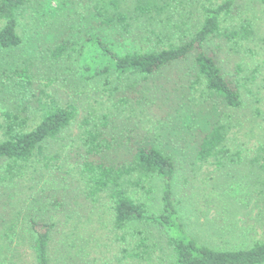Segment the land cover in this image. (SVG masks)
Segmentation results:
<instances>
[{"label":"rangeland","instance_id":"1","mask_svg":"<svg viewBox=\"0 0 264 264\" xmlns=\"http://www.w3.org/2000/svg\"><path fill=\"white\" fill-rule=\"evenodd\" d=\"M140 1L128 0L129 7ZM158 1L161 15L152 13V17L134 20V34L126 38L118 28L102 26L84 0H35L23 22L27 28L24 44L13 50L0 49L1 120L3 113L13 112L36 126L43 114L42 101L47 100L43 93L78 110L76 121L58 137L44 142L29 162L16 166L0 160V264H36L32 220L56 226L50 246L52 264H146L130 258L140 233L156 242L152 264L170 261L171 252L158 230L143 224L126 230L116 228L108 195L101 193L95 200L87 197V180L79 168L95 158L87 155L84 132L88 126L83 121L90 118L95 120V127H101L102 116H107L101 139L107 140L104 147L114 140L126 154L129 138L154 145L177 161L175 194L181 203L182 221L192 236L220 249L246 247L255 236L264 239V231L256 234L259 228L251 230L263 208V203L260 209L255 204L264 200V170L249 163V155L244 162L219 172L209 161L197 160L202 137L215 120L231 110L224 100L212 98L203 85L197 84L191 61L178 63L148 81L141 76L114 81V91L104 79L83 81L74 63L75 54L59 61L46 56V49L59 38L75 41L88 36L101 37L120 54L160 49L170 40L184 41L190 36L191 28L202 22V6L225 0ZM232 17L227 24L254 22L253 40L241 42L240 47L216 38L208 50L219 59L230 80H235L239 64L248 68V73L240 74L248 81L245 105L232 112L248 128L264 124V0H238ZM2 26L0 22V29ZM162 35L163 45L159 40ZM256 66L260 73L253 80ZM25 68L32 75L31 85L19 76ZM123 98H130L128 105H114ZM247 128L241 139L251 146L264 130L250 134ZM150 187L153 191L144 201L149 212L156 213L161 209V180L155 178Z\"/></svg>","mask_w":264,"mask_h":264},{"label":"trees","instance_id":"2","mask_svg":"<svg viewBox=\"0 0 264 264\" xmlns=\"http://www.w3.org/2000/svg\"><path fill=\"white\" fill-rule=\"evenodd\" d=\"M35 0H0V49L13 50L24 44L27 28L23 24L28 6ZM158 0H141L135 7H129L128 0H84V4L94 16L100 18L101 24L107 28H118L127 38L134 34V20L152 17V13L160 16L162 11ZM238 0H225L220 4L202 6L200 13L202 22L191 28L186 40H168L160 49L149 52H128L120 54L101 37L88 36L82 40L59 38L47 50V58L59 61L74 56V63L80 78L85 82L104 79L109 89L114 90L113 82L129 81L141 76L148 81L150 77L182 62H192V74L197 84L203 85L212 98L224 100L231 110L214 121L209 133L205 134L199 145L197 160L210 162L215 171L240 164L247 157L249 163L258 165L264 170V135L257 143L250 146L241 139L246 122L235 118V110L244 107V88L247 79L240 78L241 73H248V68L237 66L235 80L225 74L219 59L210 53L208 46L216 38H225L241 46V42L253 40L254 22L244 20L236 24L233 12ZM153 20V19H152ZM166 28H163V31ZM164 36H160L162 43ZM260 73L258 66L252 74V79ZM19 76L31 85V74L27 68L21 70ZM238 76V77H237ZM115 77L111 81V78ZM109 82V83H108ZM115 91V90H114ZM41 121L34 126L29 119L5 112L0 119V160L11 161L16 166L29 162L37 152L42 150L43 143L58 137L77 119L78 110L72 104L62 105L56 99L43 93ZM130 98H123L114 103L128 105ZM223 117V118H222ZM107 116L99 121L101 127H95V120L86 118L83 125L87 128L84 139L87 155L95 161H86L79 168L80 175L87 180V197L94 200L101 193L107 194L112 203L113 225L119 229H128L133 224H143L158 232L162 241L171 252L170 261L162 264H264V239L255 236L246 247L239 249H220L210 247L190 234L181 217V203L176 198L175 181L178 176L177 161L169 154L154 145L138 144L128 138L129 148L124 154L122 146L114 140L109 146L101 141L104 139V129ZM104 126V127H102ZM91 127V128H89ZM252 130H264V124L248 126ZM247 128V129H248ZM247 134V133H244ZM104 142V143H102ZM116 143L119 145H113ZM158 178L162 182L163 191L161 209L150 213L144 196L152 193V180ZM188 182V180H187ZM262 211L254 219L251 230L256 234L264 231V200H259L255 206ZM261 217V218H260ZM252 218L249 219V221ZM250 228V225H249ZM56 226L45 221H31L33 236V252L36 264H52L50 246ZM250 229L247 231L250 233ZM139 243L130 254V258L144 261L146 264L155 262L156 242L140 233ZM145 237H142V236ZM150 242V244H149Z\"/></svg>","mask_w":264,"mask_h":264}]
</instances>
